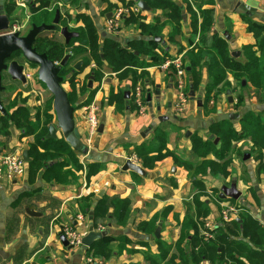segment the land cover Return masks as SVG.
<instances>
[{
    "label": "crops",
    "instance_id": "0c3cea01",
    "mask_svg": "<svg viewBox=\"0 0 264 264\" xmlns=\"http://www.w3.org/2000/svg\"><path fill=\"white\" fill-rule=\"evenodd\" d=\"M21 1L25 2L26 9L20 8L14 0L16 10L10 16V21L23 22L24 14L30 15L29 6L31 1ZM124 1L127 5L119 0H53V3L58 4L60 14L67 17L69 27H82L83 24L77 19L78 14L88 16L98 35L99 44H102L106 39H113L124 48H128L131 41H150L151 37L142 36L139 31L132 28H125L124 24L116 35L109 34L106 31V23L109 19L107 16L114 9L119 6L138 5L136 0ZM142 1L147 3L151 9L150 12L141 10V14H139L144 17L146 24H154L157 19L160 20L166 17L167 10L152 8L150 0ZM172 1L183 8V17H186L183 18L182 22V37L178 43L171 44L168 40L170 29L168 27L161 36L165 41V45L160 44L169 53L170 58L168 59L183 56L186 70L190 69V72H187L189 84L193 74L196 75L199 85L194 89L195 98H190L183 114L175 116L173 107L175 102V75L173 69L163 71L157 68L158 65L136 69L138 77L141 78L135 88H133L134 83L131 75L119 77L115 73L105 74L101 82L94 83L93 81L92 89L95 93L92 102L96 103L99 108V127L103 125L104 128L101 134L97 133L92 140V145L88 147L84 140L86 134L84 111L83 107H80L82 102L87 99L88 93L83 96L79 95L74 117L82 141L88 147V151L85 155H82L73 150L74 155L83 165L82 170L77 173V182L68 185L46 183L43 180V172L38 174L35 181H31L29 178L30 165L26 161L27 171L21 177H12L5 173L0 178V264H86L85 257L88 254L82 247L68 250L63 246L60 235H62V228L66 225L74 227L82 237L88 234L90 227L98 232L99 227L104 226L105 231L108 232L106 237L126 236L131 242L129 249L133 252L122 254L116 252L111 258H103L104 260L94 258V264H128L129 262L149 264L144 256L146 253L153 257L159 256V240L166 244V247H169L170 250L176 247L175 245L181 234L180 228L175 222L178 219L181 222L184 221L187 205L193 204L194 198L199 197L206 204L208 210L207 220L208 218H219L222 203L231 202L230 199H219L221 190L225 187L223 185L216 197L220 209L210 214L212 201L207 196L212 194L214 189H217L222 175L219 173V175H215L218 177L209 176L212 171L210 168L205 169L206 165L203 164L205 162L208 164L209 162L217 163L218 161L213 154H209L206 158L196 156L192 146L193 137L203 140L215 139L213 141L214 145H218V138L211 139L213 137L210 133L211 128L229 122L239 132L240 120L246 113L241 112L240 116L236 117L233 110V106L236 105L234 96H231L233 98L232 104L219 98L214 106V111L212 113L206 112L208 108H213L214 105L213 93L210 94L213 98L208 99L210 101L208 104L206 89L214 82L215 77L212 76L209 68L203 66L204 57L208 56L209 58H216V60L218 58L209 49H201L204 43L209 47V40L218 37L227 45L229 56L233 61L245 62V48L257 44L258 41L255 33L249 30L250 24L256 28L264 27V0ZM240 3L249 6L251 9L241 10L239 8ZM188 6L191 7L190 11L187 9ZM206 10H212L214 23L211 31L204 35L202 40L201 27L204 23ZM192 15L196 17L194 20H192ZM195 20L197 32H195L192 25V21ZM59 38L65 42L60 35ZM206 40L207 42H205ZM190 51H194L196 54L199 53V56L202 57V67L196 68L193 74H191L189 61L186 59V54ZM157 52L160 53L161 51L158 50ZM237 52L241 53L240 57H234ZM218 62L220 63L219 60ZM93 65L85 69L76 78V83L82 85L85 82L86 76L90 73ZM220 65L222 67L221 73L226 72L223 65L221 63ZM226 80L235 82L231 74L228 73H226ZM141 84L144 85V88ZM139 86L144 89L145 101L147 94H152L153 106L149 107L146 103L147 110L144 115L138 114L137 107L134 104L133 92ZM158 89L159 96L156 94ZM68 90L70 93L72 88ZM126 92H129L128 100L125 98ZM77 93L79 94V91ZM118 93H124V103L117 104L114 102L111 104L109 96ZM199 99H201L202 106L198 103ZM255 102L253 101V104ZM256 105H252L250 110L255 109V114H261V111L256 110L259 109V106ZM231 114L235 116L234 120L225 122L221 120L223 116ZM156 128L167 131L169 136L167 148L163 152V158L158 160L154 166L143 167L137 157L136 149L150 143ZM8 131V135L0 134V155H21L23 157L25 150L28 151L29 155V147L26 148L23 144L30 137L22 136L23 134L13 126ZM187 133L190 135H187ZM216 141L218 142L216 143ZM237 148L241 150V148ZM250 149L251 142L249 141L248 147L244 151H240L243 156L239 164L252 172V168L246 163L251 160L243 162L244 154H251ZM252 157L251 154L250 158L254 160ZM128 158L142 167L147 176L141 177L130 171L122 174V166ZM62 160L60 158L54 163ZM234 162L236 161L233 160V164ZM233 164L229 167L228 171L230 173L233 172ZM249 168L251 169L249 170ZM68 169L74 170L73 165ZM237 170H239V167ZM190 172L193 175L192 178H189ZM261 178L264 179V176H261ZM194 180L204 184V196H201L194 189ZM248 184V182H244L245 187ZM254 190L256 195L258 194L257 197L260 199L261 207L257 212L251 207V215L262 226L264 224V187L257 185ZM101 193L103 195H100ZM193 193L197 194L198 197ZM84 197H87L88 202L91 201V207H95L104 197L109 200H128L130 202L131 217L126 228H120L112 222V227L109 228L111 215L108 220L98 217L96 219L98 225L95 228L92 221L93 212L91 211L88 215H85L81 211V206L84 209L87 207V203L82 200ZM245 206L249 208V204L245 203ZM29 207L34 208L40 216L30 217L26 212ZM167 208H172V210L168 218L163 220L161 216ZM216 212L217 216L214 215ZM238 219L241 220L238 216L234 221ZM150 222L155 225V231L152 234H145L140 230V227L143 224L152 227ZM160 223L163 225L160 239L149 240V237H154ZM176 225L177 227H175ZM189 233L193 235L194 230L190 229ZM169 241L172 242L168 243ZM144 243H147L145 247H143ZM113 245L117 246L118 243L114 242Z\"/></svg>",
    "mask_w": 264,
    "mask_h": 264
},
{
    "label": "trees",
    "instance_id": "16d2710c",
    "mask_svg": "<svg viewBox=\"0 0 264 264\" xmlns=\"http://www.w3.org/2000/svg\"><path fill=\"white\" fill-rule=\"evenodd\" d=\"M30 1L29 20L31 26H40L42 24L51 25L57 11L60 10L58 4H54L53 0ZM119 1L127 5L124 0ZM150 1L152 2V8L167 10V15L164 19H157L154 24H146L144 22V17L141 15H132L126 18L124 22L125 28H132L139 31L142 36L151 37L152 39L150 41H131L128 48H124L119 42L113 39H106L102 44H99L98 35L91 19L83 14L77 15V19L83 24L82 27H69L67 17L61 15L59 27H68L70 31L79 34L78 38L72 39L68 44L61 41L57 34L52 36L50 32H43L37 37L34 48L38 53L46 54L54 63H60L67 55L71 54L66 68L62 71V76L68 77L66 82H68L72 88V91L70 93L68 92L69 100L71 99L70 97L73 96V100L70 101L72 105L77 102V97H79V95L83 96L85 94L83 89L79 90V94L76 89H73V87H75L76 78L82 74L85 69L91 67L92 64H94L95 67L91 69L85 80V90L87 91L86 93H88V97L82 102L80 107H84L93 101L94 89L88 88V80L91 77H93L94 83H97L104 79L105 74L115 73L119 77H128L131 75L134 83L133 88H135L141 78L138 77L136 69H144L155 65L159 66L170 58L165 48L162 47L161 44L155 42V38L161 37L164 30L169 27V42L171 44L179 42V39L182 37L183 8L172 0ZM5 3V13L11 18L10 16L16 10L14 0H5ZM187 9L190 11L191 7L188 6ZM211 13L212 10L205 11L204 23L201 27L203 35L202 40L204 35L208 34L213 27L214 19ZM195 18L196 17L192 15V20ZM192 25L194 26L195 32H197L196 20L194 22L192 21ZM249 30L255 33L258 41L257 44L245 48L246 61L243 63L232 60L229 56L227 45L224 41L218 39V37L212 38L211 41L209 40V47L206 43L203 44L201 50L209 49L210 52L217 56L226 70V72L224 71L214 78L215 80L210 84V87L216 86L219 83L224 84L226 81V73H228L231 74L235 82H238L241 87H243L242 83L245 81L247 83L245 87L248 88L249 85L254 89H262L264 91V27L256 28L250 24ZM205 42H207V40ZM158 50L161 52H157ZM199 55V53L196 54L194 51H190L186 54V59H188L191 68V74H193L196 68L202 67V57ZM17 56H19V54L14 55V57ZM78 62H82L81 69L78 72H73L74 66ZM226 84L228 88H231L230 84ZM192 85L194 89L199 85L195 74L192 76ZM141 86L143 87L144 85L141 84ZM109 100L111 104L114 102L122 104L125 101L124 93L111 94ZM30 125L33 128L34 135H39L44 129V123L41 121L34 125L31 123ZM11 126L19 130L21 120L17 118L16 111L11 112L7 109L6 115L0 114V134L8 135V129ZM47 131H49V129ZM153 133V139L149 144L142 145L136 149L137 157L143 167L149 165L154 166L158 160L163 158V152L167 148L169 138L167 131L156 128ZM210 133L213 135V138L219 139L218 145H214L213 141L215 139L203 140L198 137H193L192 146L194 153L198 157L206 158L209 154H213L218 161L217 163H220V174L225 171V174L229 175L230 172L228 170L234 158L236 156H243L236 147V144L244 140H249L251 142L250 153L253 156L252 158L259 161V167L262 165L264 159V113L258 115L255 113H248L245 115L240 120L239 132L235 130L231 123L226 122L211 128ZM32 148L29 150V157L31 159V162H29L31 168L30 178L31 174H33L32 180L38 176L39 172H43V180H45L46 183L68 185L77 182V173L82 170L83 165L74 155L73 149L64 138L47 140L45 136L44 140L41 142L40 148ZM60 158L63 160L54 163V161ZM212 164L214 163L209 162L208 164L205 162L203 165H206L205 169H213ZM72 165L74 170H69L68 168ZM192 177L193 175L190 172L189 178ZM194 184L195 189L201 196H204V184L197 180H194ZM82 200L84 203H87V207L84 209L81 206V211H83L85 215H88L91 211L93 212L92 221L94 222L95 228L98 225L96 223L98 217H103V219L108 220L110 215L112 216L111 222L118 227L126 228L128 225L131 217L130 202L128 200H109L104 197L95 207H91V201L88 202L87 197H84ZM230 200L232 202L235 201L232 199ZM171 210L172 208H167L163 212L161 218L166 220ZM239 214L246 215L247 211L241 210ZM243 215L239 217L242 220L241 224L237 221H233L230 223L231 225L229 228L226 227V225L224 228L217 229L218 231L215 230L214 232L218 233L214 234L213 239H207L209 241L207 242L203 234L206 231L205 219H207L208 210L206 204L201 201V198H194V203L187 205V212L181 229V241L179 243L186 240L190 245L192 254L197 253L200 255L202 262H209L208 260H210L209 263L213 264L215 259H224L221 248H217V254L212 259L208 258L207 252L212 249V244L214 242L225 243L224 241L229 240L230 238L228 235L232 233V235L235 236L233 238L237 240V236L239 240L226 242V245L233 246L234 250L236 249L243 253V255H231L232 262L237 264H264V228L257 220L250 216L247 217ZM150 224L152 227L143 224L140 230L145 234L154 233L155 225L153 222H150ZM190 229L194 230L193 235H190ZM114 242L118 243V245H113ZM130 243L131 242L126 236H108L101 240H97L92 247L87 250V254L93 257L109 259L116 252L119 254L133 252L129 249ZM158 243L162 256L153 257L150 256L149 253H146L144 256L146 262L161 264L165 261V256L170 254L171 250L169 247L163 246L160 240ZM146 245L147 243H144L143 247ZM128 264L139 263L129 262Z\"/></svg>",
    "mask_w": 264,
    "mask_h": 264
},
{
    "label": "rangeland",
    "instance_id": "374dc122",
    "mask_svg": "<svg viewBox=\"0 0 264 264\" xmlns=\"http://www.w3.org/2000/svg\"><path fill=\"white\" fill-rule=\"evenodd\" d=\"M23 18L25 19V15ZM30 29H31V24H30V20H29L28 31ZM117 32H115L114 34L116 35ZM58 36H59V34H58ZM11 61H16L20 65L24 66V68H25L24 73L28 79V86L24 87L20 82L13 81L11 79V77L7 73H5V74H3V87L5 89H4V91H2L0 93V98H1L2 104L6 108V110L8 109L11 112L16 111L17 118H19L21 120V126H20L19 131L21 134H23L22 136L30 137V139H28L27 142H24V144H23L24 147H26V148L29 147V150L32 147H39L40 148L42 140H44L45 136L48 134L47 130L49 129V127L51 125L57 126L56 116H55V113L53 110V97H52L51 93L47 90L45 85L38 82V76H37L38 68L37 67L29 65L23 59V57L20 55L17 57H13V59ZM203 63H204L203 66H206L207 68H209L210 73L212 74L213 77H216L217 75L221 74L222 67H221L220 63L218 62V60H216V58H209L208 56H206V57H204ZM65 78H66V80L68 79V77H65ZM89 81H90V79H89ZM89 81H88V88H89ZM226 83L230 84L232 89L228 88ZM85 84H86V82H84L82 85L78 84V82H77V83H75V87H73V89H76L77 92L79 90L83 89L84 93L87 94L86 93L87 91L85 90V88H86ZM69 86L70 85L68 84V82L64 83V88L67 92L69 91L68 89L71 88ZM245 86L241 87V85H239L238 82H230L228 80H226L224 84L219 83L213 87L208 86V88L206 89V99L208 100V99H211L214 97V105H213V108H211V107L208 108L206 110V112L212 113L214 111V106H215L216 102L219 100V98H222L223 101L227 102L228 101L227 92H230V95L232 97L234 96V98L236 99V105L233 106V110L235 111L236 117L240 116L241 112L246 113L245 115H247L248 113H254L255 109L254 110H250V109H251L252 105H256L257 103L259 105H256V106H259V109H256V110H259V111H261V113H264V91L262 89H258V90L254 89V88L250 87L249 85H248V88ZM232 91H233V94H232ZM211 93H213L212 94L213 97H212V95H210ZM70 98H71L70 101L73 100V96H71ZM253 101H256L255 104H253ZM209 102L210 101L208 100V104H209ZM76 103L77 102H75V104H73V106L75 105L74 107H76ZM208 106H210V105H208ZM174 114H175V116L180 115V113H177V112H174ZM39 121L44 123V129L41 131V133L39 135H34L33 128L30 124L32 123V125H34V124L38 123ZM62 136H63L62 133L58 130L57 138H62ZM248 144H249V141L244 140L242 142L237 143L236 147L241 148L240 151H244L248 147ZM241 158L242 157H236L234 159L236 162H234V164L232 163L234 166H233V172H231L230 175H226L225 171H223L221 173V175H222L220 178L221 182L219 183L217 189H215V191L213 190L212 194L207 196L212 201V203H211L212 209L210 211V214H212L215 211L220 209V205H219L218 199L216 197H217V194L220 193L221 187L223 185H225L226 187H229L230 184L234 181L237 182L238 190L242 194L238 200H235L233 202L231 201L229 203H231V205H233L235 207H239L240 212H241V210H243V211L247 210L248 211L246 215L239 214L240 213L239 212L238 216L241 217L240 215H243V216H247V217H249V216L253 217L251 215L252 214L251 207L253 208V210L255 212L259 211V208L261 207V204L259 203L260 199L257 197L258 194L256 195L254 187H257V185H260V187H262V188L264 187V179L261 178V176H264V167H263L264 166V159H263L262 165H260V167H259V164H260L259 161L255 160V158H254V160H252L250 158L251 161L246 162L247 165H249L252 168V169L249 168V170L251 169V171H252V172H249L245 166H242L239 164L241 161ZM212 165H213V170L211 169L212 174L209 173V176L210 177H218L215 175H219V173H220V163L219 164L214 163ZM238 167H239L240 172H239V170H237ZM29 172H31V168H30ZM32 175L33 174H31V178L30 177L29 178L31 181H35L36 177L32 180ZM196 176H198V175H196ZM244 182H248L249 184L246 185V187H245ZM191 192H192V190H191ZM193 194L196 197H198L197 194H195V193H193ZM245 203L249 204V208H247L245 206ZM212 210H213V212H212ZM249 212H251V213H249ZM214 215L217 216V212ZM210 220H212V219H210ZM206 221H207V219H205V223H206ZM230 223H232V222L224 223L220 217V218L214 219L213 223H211V226H214L215 224L219 225V227L215 229V230H217L220 228H224L226 225H227L226 227L229 228V226L231 225ZM175 224L178 225V227L180 228V234H182L181 229H182L183 222H181L178 219V220H176ZM177 225L175 227H177ZM217 233H214V234H217ZM228 236L230 238L229 240L224 241L225 243L214 242L212 244V249L210 248L211 250H209L207 252L208 258L212 259L217 254L216 253L217 248H221V250H222L221 252L224 256V259L223 260L215 259L213 264H237V263L231 261V255H235V254L243 255V253L241 251L236 250V249L234 250L233 246L226 245V242L238 241L239 238L236 236L237 240H235L233 238L235 236H233L232 233H230ZM180 237H179V239L175 245L176 247H174V249H172L170 251V254L165 256V261L162 262L161 264H211V263H209L210 260H208L209 262H206V261L202 262L200 255H198L197 253L192 254L190 245H189V243H187L186 240L179 243L181 241ZM171 238H169V239H171ZM205 240L207 242H209L207 239H205ZM171 242L172 241H169L168 243H171ZM163 246H166V244L163 243ZM158 247H160V245H158ZM183 252H184V254H183ZM161 256H162V254L159 253V256H156V257H161ZM87 257H92V258L98 259V257H93L91 255H87ZM149 264H151V263H149Z\"/></svg>",
    "mask_w": 264,
    "mask_h": 264
},
{
    "label": "water",
    "instance_id": "95a60500",
    "mask_svg": "<svg viewBox=\"0 0 264 264\" xmlns=\"http://www.w3.org/2000/svg\"><path fill=\"white\" fill-rule=\"evenodd\" d=\"M138 7L142 11L150 12L151 9L142 0H136ZM5 0H0V33L8 31L10 28V18L5 13L4 10ZM239 8L243 11L250 10L251 8L245 4H239ZM61 14L60 11H57L55 19L51 25L42 24L40 26L32 25L31 29L24 35H20V33L14 34H5L0 35V93L4 91L3 87V74L7 73L13 81L20 82L24 87L28 86V79L25 75V68L23 65H20L16 61H11L14 55L19 54L23 57V59L32 66L38 68V82L45 85L47 90L51 93L53 97V110L56 116L57 126L51 125L49 127L48 134L46 135V139H57L58 130L62 133L65 141L71 146L74 151L85 155L88 151V147L82 141V136L79 132L78 127L75 123V111L76 107H74L70 100L68 92L64 88V83L66 82V78L62 76L63 69L66 68L68 61L71 55H67L60 63H54L51 61L46 54H40L34 48V44L36 42L37 37L43 32H50L52 36L55 34H59L64 40L65 43L68 44L72 39L78 38L79 34L76 32H72L68 27H59V20ZM111 17V14L107 16ZM186 18V17H183ZM155 42L161 43L165 45V41L162 37H157ZM241 53L237 52L234 54V57H240ZM82 66V62H78L73 69V72L80 71ZM187 72H190V69H187ZM93 77L90 78L89 89L93 87ZM243 86L246 85V82L243 81ZM159 88V87H158ZM157 96H159V89L156 92ZM129 92H126V99L129 98ZM229 104L233 103V98L230 95V92L227 93ZM190 98H195V91L192 85V79L190 78ZM146 103L149 107H152V94L148 93L146 97ZM199 105L202 106L201 99L198 101ZM0 114L6 115L7 110L3 106L1 98H0ZM234 115H225L221 118L223 122L234 120ZM103 125H100L98 132L101 134L103 132ZM187 135H190L187 133ZM213 137H211L212 139ZM218 141H216L217 143ZM23 158L26 162H30L28 151L25 150L23 153ZM250 159V154L245 153L243 157V162H246ZM135 173L141 177H146L147 173L140 167L138 164L134 163L130 158L126 160L124 165L122 166V174L126 172ZM104 193V192H103ZM101 193L100 195H103ZM241 192L237 189V182L234 181L231 183L229 187H223L220 193V199H232L238 200L241 197ZM27 214L30 217H38L40 214L35 212V209L29 207L26 209ZM111 220V217H110ZM239 223L241 220H237ZM162 223L159 224L154 237H149V240H153L154 238L160 239ZM108 227H112L111 221L108 224ZM108 235L107 231L103 232H95L93 227L89 228V232L86 236L82 238V249L87 251L92 247V245L97 241L105 238ZM60 240L64 247L68 250H71V247L68 244V241L63 235H60Z\"/></svg>",
    "mask_w": 264,
    "mask_h": 264
},
{
    "label": "built area",
    "instance_id": "2783aa9c",
    "mask_svg": "<svg viewBox=\"0 0 264 264\" xmlns=\"http://www.w3.org/2000/svg\"><path fill=\"white\" fill-rule=\"evenodd\" d=\"M17 5L26 9V4L21 0H16ZM141 14V9L138 5L133 6H119L111 13V17L107 20L106 23V31L109 34H114L115 32L121 30L122 25L124 24L126 18L132 15ZM25 19L23 22L20 21H10V28L8 31L0 33V35L5 34H14L20 33V35L26 34L29 28V14L25 13ZM145 22V20H144ZM93 68L95 65L92 66ZM157 68L167 71L169 69H173L175 75V102H174V110L177 113L183 114L186 111L188 102L190 100L189 97V80L188 73L186 70V66L183 60V56H176L171 59H168L163 62V64L159 65ZM134 103L137 107V111L139 115H144L147 110V104L145 101V92L142 87H137L133 92ZM84 111V129L85 136L84 140L86 145L89 147L92 145L93 138L97 135L99 129V108L96 103L92 102L83 107ZM27 171V163L21 155H0V178L5 174H9L12 177H21ZM222 210L220 212L219 218L221 217L224 223L233 222L234 219L238 217V213L240 212L239 207H235L231 205L229 202L222 203ZM214 219H208L205 223L206 231L204 232L205 239H213L214 231L219 225L211 226ZM264 228V224L262 225ZM106 228L104 226L99 227L98 232L105 231ZM62 235L68 241L71 249H76L82 247V236L76 231L74 227L71 225H66L62 228ZM86 264H94V258L85 257Z\"/></svg>",
    "mask_w": 264,
    "mask_h": 264
}]
</instances>
